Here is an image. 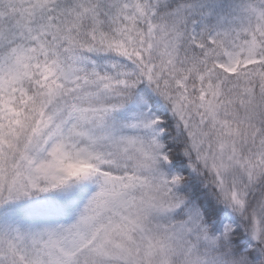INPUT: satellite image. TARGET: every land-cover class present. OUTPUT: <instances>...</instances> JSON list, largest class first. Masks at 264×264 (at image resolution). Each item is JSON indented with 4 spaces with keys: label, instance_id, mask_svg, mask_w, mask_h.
I'll return each mask as SVG.
<instances>
[{
    "label": "snow or ice",
    "instance_id": "snow-or-ice-1",
    "mask_svg": "<svg viewBox=\"0 0 264 264\" xmlns=\"http://www.w3.org/2000/svg\"><path fill=\"white\" fill-rule=\"evenodd\" d=\"M0 264H264V0H0Z\"/></svg>",
    "mask_w": 264,
    "mask_h": 264
}]
</instances>
